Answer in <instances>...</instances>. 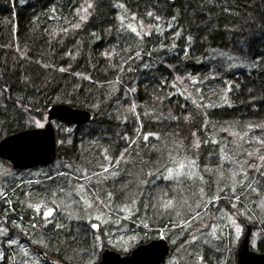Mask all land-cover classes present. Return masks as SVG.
<instances>
[{
  "label": "trees",
  "instance_id": "1",
  "mask_svg": "<svg viewBox=\"0 0 264 264\" xmlns=\"http://www.w3.org/2000/svg\"><path fill=\"white\" fill-rule=\"evenodd\" d=\"M54 103L93 110L96 118L79 136L62 135L60 124L58 166H47L30 187L15 180L5 201L8 218L67 262L100 257L90 227L68 216L45 226L34 205L70 196L84 172L100 175L87 187L102 208L139 198L134 217L104 229L130 223L141 244L168 226L172 242L184 229L175 228L173 211L162 212L166 165L184 153L215 161L221 148L242 157L256 179L236 193L227 182L219 192L209 187L207 198L218 193L250 219L248 197L264 180V0H0V140L38 127ZM197 201L199 209L212 203ZM10 249L7 264H22L19 248ZM40 256L32 264H53Z\"/></svg>",
  "mask_w": 264,
  "mask_h": 264
},
{
  "label": "rangeland",
  "instance_id": "2",
  "mask_svg": "<svg viewBox=\"0 0 264 264\" xmlns=\"http://www.w3.org/2000/svg\"><path fill=\"white\" fill-rule=\"evenodd\" d=\"M46 122L47 116L39 120L38 125L44 126ZM55 125L59 133L60 124L55 123ZM109 127V130L115 128V126ZM88 128H91V126L86 125L80 128L76 132L77 135L82 134L84 129L86 132ZM64 129H62V135L64 134ZM60 140L63 143L65 142L63 136ZM190 155L184 153L182 159L173 160L172 163L175 165L168 164L166 165L167 168L163 171L164 201L165 203L172 201V206L167 209L162 206V212L173 211L174 219L178 222L175 228L184 229L180 232L182 234L178 240L175 239L172 242L168 240L170 244L174 243V245L172 246V254L163 264H234L232 256L235 245L233 243L236 242V247L238 246L244 231L245 222L253 226L250 240L251 248L261 251L260 243L264 237V180L261 182V188L253 189L251 192L253 194L248 197L252 201V205H254L251 208L252 214L249 215L250 219L239 217L238 215L242 210L239 206L234 205L232 202L228 203V200H225L221 195H217L218 193H214L213 199H211L212 197L207 198V194L210 191L209 187L211 189L214 187V192H219L221 186H224V182L229 183V185H225L231 186V191L235 188V193L238 185H250L252 175L254 180L256 178L253 173L243 168V158L237 155H233L232 158L231 155H226L221 148L219 152L220 157L218 160L215 159V161L207 160L206 158H191L192 155ZM56 161L54 167L58 166V162ZM181 165H183L182 168L180 167ZM168 169L173 170L171 174H169ZM48 172L47 166L15 170L9 168L7 164L0 160V264H7L6 252L12 250L10 249L12 246L19 248L20 254L24 256L25 260L22 264H32L33 260L31 259L41 260L40 254L45 258L46 254L50 255L48 261L53 264H71L58 253H53L46 239H35L33 233L24 229L19 221L11 220L7 217V204L11 202V199H7L8 202H6L5 194L8 193L7 188L9 185L15 182V180H20L19 182L23 184H30L27 186L30 187L31 184L38 182ZM83 174V177L78 176L79 178H74L73 184L76 192L72 191L70 196L68 195V197L63 198L56 194L55 197L48 199V202L43 199L34 205L36 207L39 204V210H37L39 219L46 226V224L56 222L61 216L75 217L77 220L74 221H76L78 228L80 225L81 227L84 226L83 223L88 226L86 228L90 227L89 229L94 236V241L99 243L98 252H100L98 253L100 257L94 258L91 264H96L100 261L101 254L106 247L116 251L120 250L121 252H118L122 255L129 254L139 245L141 240L140 234L129 231L132 229L127 227L130 223H124V228L113 232H109L103 227L112 220H115L114 226H118L123 222L124 217L128 216L129 219H131L130 215L134 217L140 202L139 198L129 199L127 197L124 203L119 202L115 205L117 206L115 210L112 205L113 200H111L108 202V205L102 208L87 187L91 182L100 181V175H91L87 174V172ZM262 177L264 178V176ZM129 181L133 182L132 180ZM242 187L245 190L244 186ZM198 195H200L199 198L197 197ZM236 196L238 195L236 194ZM200 198L212 203L209 207L206 206L199 209L200 205L197 199ZM143 203V206L148 204V198H145ZM165 203L162 202V205ZM79 205L82 207V210L79 208ZM48 208H53L54 211L51 216L45 217L43 212ZM117 209H122L124 212L120 214L116 212ZM238 212L239 214H237ZM126 219L129 221L128 218ZM130 221L132 222V220ZM93 224L98 225V227L93 228ZM171 229V227L167 226L155 238L164 237L167 239L166 232ZM228 232L232 233L229 237L232 236L233 241L232 239L227 240ZM10 239L15 242L10 243ZM217 239L223 240V246H221L222 244H215ZM186 245L188 246L186 247Z\"/></svg>",
  "mask_w": 264,
  "mask_h": 264
},
{
  "label": "water",
  "instance_id": "3",
  "mask_svg": "<svg viewBox=\"0 0 264 264\" xmlns=\"http://www.w3.org/2000/svg\"><path fill=\"white\" fill-rule=\"evenodd\" d=\"M95 118L96 112L87 108L68 103L51 104L43 127L24 129L0 140V160L15 170L50 165L59 152L55 122L62 124L67 134H74L81 125L94 121ZM252 230V226L246 224L237 248V264H264V252L251 248ZM170 251L168 240L161 237L138 245L126 255L106 247L96 264H163Z\"/></svg>",
  "mask_w": 264,
  "mask_h": 264
},
{
  "label": "snow or ice",
  "instance_id": "4",
  "mask_svg": "<svg viewBox=\"0 0 264 264\" xmlns=\"http://www.w3.org/2000/svg\"><path fill=\"white\" fill-rule=\"evenodd\" d=\"M91 7H92V4L89 3L88 6H87L85 9H83V11H84L86 14H88V8H91ZM149 15H151V13H149ZM86 18H87V15L81 17V19H86ZM76 27H79V25H76ZM133 31H136V30L133 29ZM189 39H191V37H189ZM61 71H64V69H61ZM38 126H39V127H43V125H38ZM146 139H147V137H146ZM261 159H264V157H261ZM180 167L182 168L183 165H181ZM105 171H107V169H105ZM172 171H173L172 169H168L169 174H171ZM233 175H235V174H233ZM109 195H111V194H109ZM171 206H172V201H167V202L163 205V207L166 208V209H167V208H170ZM37 210H39V206H37ZM53 211H54L53 208H48L47 210H45V211L43 212V215H44L45 217H49V216L52 215ZM92 227H93V228H97L98 225L93 224ZM9 242H10V243H14L15 241H12V240L10 239Z\"/></svg>",
  "mask_w": 264,
  "mask_h": 264
},
{
  "label": "flooded vegetation",
  "instance_id": "5",
  "mask_svg": "<svg viewBox=\"0 0 264 264\" xmlns=\"http://www.w3.org/2000/svg\"><path fill=\"white\" fill-rule=\"evenodd\" d=\"M46 256V255H45Z\"/></svg>",
  "mask_w": 264,
  "mask_h": 264
}]
</instances>
